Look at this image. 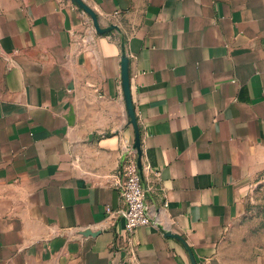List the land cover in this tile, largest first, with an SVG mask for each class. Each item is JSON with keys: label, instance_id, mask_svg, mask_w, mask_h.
Wrapping results in <instances>:
<instances>
[{"label": "crops", "instance_id": "obj_1", "mask_svg": "<svg viewBox=\"0 0 264 264\" xmlns=\"http://www.w3.org/2000/svg\"><path fill=\"white\" fill-rule=\"evenodd\" d=\"M84 2L120 32L71 0H0V264H192L187 247L264 264L263 247L226 253L264 175V0ZM124 49L161 225L133 235L115 186L135 143Z\"/></svg>", "mask_w": 264, "mask_h": 264}, {"label": "built area", "instance_id": "obj_2", "mask_svg": "<svg viewBox=\"0 0 264 264\" xmlns=\"http://www.w3.org/2000/svg\"><path fill=\"white\" fill-rule=\"evenodd\" d=\"M123 158L122 170L115 176V179L117 178L115 186L125 204V209L119 213L125 219V231L133 235L141 227H160L159 221L152 215L147 203V192L143 187L137 151L133 145H124ZM107 213L114 215L110 208L107 209Z\"/></svg>", "mask_w": 264, "mask_h": 264}, {"label": "rangeland", "instance_id": "obj_3", "mask_svg": "<svg viewBox=\"0 0 264 264\" xmlns=\"http://www.w3.org/2000/svg\"><path fill=\"white\" fill-rule=\"evenodd\" d=\"M247 213L227 238L226 253L231 259H244L264 248V175L251 187L246 198Z\"/></svg>", "mask_w": 264, "mask_h": 264}, {"label": "water", "instance_id": "obj_4", "mask_svg": "<svg viewBox=\"0 0 264 264\" xmlns=\"http://www.w3.org/2000/svg\"><path fill=\"white\" fill-rule=\"evenodd\" d=\"M71 1L74 5L79 7L82 11H84L86 14L90 16V18L93 21L94 27L98 33L107 34V33H111L114 30L120 32L119 28L116 26H111L107 29H101L99 26L98 17L96 13L84 2V0H71ZM123 52L124 53H123V58H122V87H123L124 97L126 101L128 117L130 119V124L134 127V130H135L134 149L137 151V154H138V167H139V171H140L142 182H143L144 179H143V167H142V138H141L140 127L138 124V119H137L135 108H134L133 101H132L131 83H130V59L128 58L125 49ZM166 235L169 237L180 239L179 237L173 235L172 233H167ZM187 250L190 253L192 264H197L195 261V257L189 247H187Z\"/></svg>", "mask_w": 264, "mask_h": 264}]
</instances>
